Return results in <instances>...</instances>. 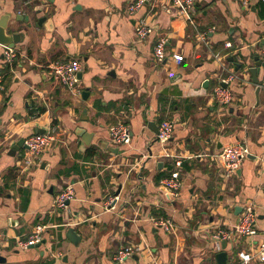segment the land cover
Instances as JSON below:
<instances>
[{"label":"crops","instance_id":"0c3cea01","mask_svg":"<svg viewBox=\"0 0 264 264\" xmlns=\"http://www.w3.org/2000/svg\"><path fill=\"white\" fill-rule=\"evenodd\" d=\"M262 3L252 0L244 9L238 0H195L188 22L170 0H148L132 16L128 0H0V17L10 15L12 32L23 33L11 66L0 45V229L25 239L46 227L38 248H2L0 264H217L220 252L225 264H243L237 254L264 242V72L256 96L246 66L236 71V64L241 55L264 62ZM139 19L153 29L143 41L133 34ZM159 39L166 41L160 64L153 58ZM73 59L81 63V80L70 90L47 71ZM230 74L234 79L223 83ZM217 85L232 92L225 108L213 101ZM163 120L173 123L166 145L152 131ZM118 122L130 127L127 146L109 139ZM47 132L55 142L37 158L27 149L10 154L19 139ZM235 143L250 155L226 178L216 156ZM165 151L182 163L173 200L159 188L174 170L173 159L160 158ZM67 185L73 198L56 210L54 198ZM109 197H117L111 209ZM249 202L256 235L217 246V232L231 231ZM158 220L171 229L156 226ZM70 228L76 244L66 237ZM126 246L133 256L114 261Z\"/></svg>","mask_w":264,"mask_h":264},{"label":"built area","instance_id":"2783aa9c","mask_svg":"<svg viewBox=\"0 0 264 264\" xmlns=\"http://www.w3.org/2000/svg\"><path fill=\"white\" fill-rule=\"evenodd\" d=\"M46 3L48 0H38ZM148 0H128L126 6V13L129 16L134 15L140 10ZM244 9L249 8L252 0H238ZM172 7L182 16H184L188 22L191 21L190 13L194 8L195 0H170ZM152 26L144 19H139L134 24V38L137 41H143L152 34ZM202 41L206 38V33L200 35ZM165 40L159 39L153 48V58L156 63H161L165 57ZM231 45L227 43L226 48ZM17 57V51L14 48L5 47L2 55V61L5 65L11 66L15 58ZM217 57V56H216ZM173 60L179 63L182 60L180 55H173ZM262 59L264 61V47L262 49ZM81 70V63L78 60H70L67 62H57L48 66L49 77L62 85L63 87L74 90L77 85V73ZM3 75L0 74V91L3 90L2 85ZM234 79V76L230 74L227 79L223 80V83L227 84ZM213 101L220 107H227L233 100L232 92L229 88L222 85H217L212 91ZM173 133V123L169 120H163L159 124L156 140L161 145H166L170 140ZM108 136L111 143L116 147L127 146L131 143V130L126 122H118L109 127ZM55 142V135L52 132L43 134H33L28 136L24 140V144L27 147L29 154L37 158L41 154L49 150ZM250 155L248 147L244 143H235L224 147L220 153L216 156L220 161L224 176L230 178L236 174L240 168L242 162ZM163 159H173L174 170L170 174L159 181V188L164 195L173 200L179 195V191L182 188L181 178V157L171 155L165 151L160 155ZM74 192L70 185L65 186L61 191L57 193L54 198L53 205L56 210H65L68 202L73 198ZM117 197H109L106 201V207L111 209ZM256 222L257 213L255 206L252 202L246 203L239 215L238 221L231 231L219 230L215 236L217 246L219 241H228L235 236L239 237H253L256 235ZM156 226L165 231H169L172 224L168 220H158ZM46 227L38 226L31 234L25 238H13L11 239L6 232L0 229V250L2 248L12 245L18 250H27L30 247L39 245L43 240V234ZM134 254V248L126 246L116 251L113 260L121 263L131 258ZM239 260L243 264H249L253 260L264 262V242L256 245L251 251L239 252L237 254Z\"/></svg>","mask_w":264,"mask_h":264},{"label":"water","instance_id":"95a60500","mask_svg":"<svg viewBox=\"0 0 264 264\" xmlns=\"http://www.w3.org/2000/svg\"><path fill=\"white\" fill-rule=\"evenodd\" d=\"M48 1H52V0H48ZM36 13L39 14L40 11L38 10V11H36ZM9 20H10V15H8V14L0 17V45L3 47H7V48H14V46L16 44H19L22 41L23 33L14 32V31L12 32V30H14V29H12L13 28L12 24L11 23L9 24ZM15 21H18V20L16 19ZM45 21H46L45 17L40 18L38 20V25H40V26L43 25V22H45ZM27 27H30V24H28ZM8 30H10L9 32H11V33H9ZM228 60L230 62L233 61L232 58H229ZM245 66H246L245 71L251 77L252 84L256 86V96H257L258 92L262 86L261 85L262 83L260 80H258V77L262 71L264 72V62H262L257 55H254V57H252L251 59H248V60L245 59V57L241 55L240 62L238 64H236V71L242 69ZM77 79H78V81L81 80V72L77 73ZM222 86L226 87L225 85H222ZM82 96H83V98H86L85 96H87V94L83 93ZM150 128H151V125H150ZM152 131L155 135H157L158 129L155 125H154V129H152ZM85 134L86 133H83V135H85ZM20 149H24V150L27 149L26 145H24V139H19L11 147L10 154L12 156H15L16 151H18ZM114 152H117V149H114ZM149 156H151V151H149ZM116 194H118V192ZM66 237L68 239H70L71 242L74 244H76L79 240V237L75 234L74 230L71 228L67 230ZM39 245H35L33 247H30V248H38ZM225 246H226V242L221 241V247L224 249ZM215 258L217 260V264H225V262H226V254L224 252L218 253Z\"/></svg>","mask_w":264,"mask_h":264},{"label":"trees","instance_id":"16d2710c","mask_svg":"<svg viewBox=\"0 0 264 264\" xmlns=\"http://www.w3.org/2000/svg\"><path fill=\"white\" fill-rule=\"evenodd\" d=\"M261 8H262V10H261L262 11L261 16L264 17V3H262ZM90 152H91V150H88V153L89 154H91Z\"/></svg>","mask_w":264,"mask_h":264},{"label":"rangeland","instance_id":"374dc122","mask_svg":"<svg viewBox=\"0 0 264 264\" xmlns=\"http://www.w3.org/2000/svg\"><path fill=\"white\" fill-rule=\"evenodd\" d=\"M49 73V71H47Z\"/></svg>","mask_w":264,"mask_h":264}]
</instances>
